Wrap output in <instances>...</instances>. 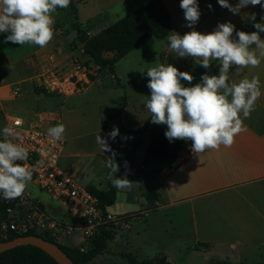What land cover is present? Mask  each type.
<instances>
[{
    "label": "rangeland",
    "instance_id": "obj_1",
    "mask_svg": "<svg viewBox=\"0 0 264 264\" xmlns=\"http://www.w3.org/2000/svg\"><path fill=\"white\" fill-rule=\"evenodd\" d=\"M143 1L71 0V3L77 9L81 31L93 37L138 10ZM53 17V40L65 43L66 48L70 43V57L59 66L47 55L34 56L41 48L38 45L5 43L8 33H0V78L5 86L1 92L5 103L0 111V130L8 126L13 116L46 131L64 124L67 142L64 164L83 187L106 194L109 169L105 162L111 155L100 149L96 137L104 136L109 142L108 133L116 127L120 143L128 145V132L143 127L151 113L145 106L150 96L148 77L142 71L163 64L168 40L152 37L120 60L115 67L117 81L85 54L74 27L76 21L71 6L58 8ZM105 57L112 59L114 53H107ZM169 57L193 75L192 82L200 80L196 81L204 68L192 57L180 58L175 52ZM24 58L27 61L22 62ZM181 83L190 86L187 81ZM117 105L126 108L120 117H113ZM116 122H119L117 126ZM144 142L126 174L132 182L135 173L142 172V166L149 160L156 164V169L169 167L174 161L170 156L178 159L184 148L192 145L191 141L175 140L168 146V154L154 159L148 151V134ZM145 170L150 171L149 167ZM186 174L183 170L174 178ZM175 179L161 186L162 192L170 189L171 193H164L157 206H145L148 201L143 196L152 197V191L148 192L142 185L134 183L130 189H118L117 202L110 211L126 215L127 225L116 227L117 235L115 241L110 242L109 250L90 264H130L121 254H131L138 261L165 255L174 264H264V195L240 196V193L221 190L222 182ZM152 180L147 178L144 182L149 190L154 187ZM261 188L264 189V185ZM28 191L34 200L43 203L44 211L52 219L68 226L80 225L66 206L46 192L34 186ZM257 209L262 214L255 213ZM6 220L8 218L3 219L0 212V229ZM71 235L74 239L83 238L79 230ZM6 239L0 230V240ZM66 239L57 243L67 248Z\"/></svg>",
    "mask_w": 264,
    "mask_h": 264
},
{
    "label": "clouds",
    "instance_id": "obj_2",
    "mask_svg": "<svg viewBox=\"0 0 264 264\" xmlns=\"http://www.w3.org/2000/svg\"><path fill=\"white\" fill-rule=\"evenodd\" d=\"M71 0H0V33H8L5 43L34 44L46 47L54 36V17L57 9H66ZM221 7L239 14L248 5H260L262 0H238L233 6L229 0H218ZM186 26L192 30L180 35L172 32L167 37L168 46L180 58L192 57L199 66L210 69L212 62H218L219 74L201 76L199 83L186 87L181 81L192 83L194 77L189 72L180 71L173 64H159L146 71L149 81L145 106L151 113V122L167 125L166 138L191 141V150L203 153L218 148L230 147L234 137L244 130L243 121L255 110V103L261 96L260 80L241 79L233 82L230 70L237 71L258 67L264 59V22L255 23V13L251 21L256 31H238L231 22L219 23L216 29L204 34L195 30L201 12L197 0H180ZM211 9V4L208 5ZM264 21V17L261 18ZM238 39L233 38V33ZM19 125L20 121L17 120ZM65 126L60 123L47 129L53 142L64 138ZM0 197L12 200L21 197L31 182L33 172L23 162L28 159V150L19 143L21 133L14 127L5 126L0 130ZM119 129L114 127L108 137L115 140ZM100 149L110 152L105 162L109 169L108 179L117 189H130L134 182L127 175H116L120 164L115 160L116 152L101 135L96 137ZM22 162V163H17Z\"/></svg>",
    "mask_w": 264,
    "mask_h": 264
},
{
    "label": "crops",
    "instance_id": "obj_3",
    "mask_svg": "<svg viewBox=\"0 0 264 264\" xmlns=\"http://www.w3.org/2000/svg\"><path fill=\"white\" fill-rule=\"evenodd\" d=\"M151 1L152 0H144L142 6ZM161 1L172 18V28L169 35L172 34V32H177L180 35H183L192 30L186 26L187 22L184 18V12L179 6L180 0ZM197 2L199 4L201 15L198 23L194 27L195 30L204 34L214 31L219 23L225 22H231L234 24L238 31L246 32L247 30V33L256 31L252 26L253 22L251 21V15L253 13H255L256 19L260 18L258 23L264 22L261 20V18L264 17V8L260 5H248L247 7L242 8L239 14L234 15L227 8L221 7L218 0H197ZM229 3L235 6L238 3V0H229ZM262 3H264V0H262ZM209 4L212 6L211 9L208 7ZM55 34L58 35V32ZM260 36L261 39H264V32L260 33ZM167 37L163 40H167ZM233 38L238 39V37L235 36V32L233 33ZM54 42L55 40L52 39L46 47L38 49L33 55H47L52 58V61L55 62L56 66L61 65L64 60L70 57V54L68 53V46L70 43L67 44L66 48L65 43L61 41ZM163 52L165 56L163 57L162 62L164 65H167V61L165 60H168L169 56L174 52L171 51L169 46L166 47V51ZM7 55L9 56L10 54L7 52ZM24 60L26 59L24 58L22 62H25ZM218 74V62L213 61L209 75ZM253 76L258 77L260 80L261 96L256 101L255 110L252 111L250 117L243 121L244 130L234 137V142L230 147L220 145L218 148L206 150L203 153H195L191 150V145H189L184 148V151L181 152V156L178 157V159H175L170 163L169 167H166L165 165V167L156 169V164L149 160L144 166H142V172L135 173V176H133L132 179L136 185H142L143 189L148 190V192L152 191L157 192L158 194L153 204L143 196L148 201L145 206H157L163 198L164 193L170 194L171 190L169 188H167L169 190H165L166 192H162L163 189L161 190V186H165L164 183L168 180L175 179L174 177L183 170H186L187 174L182 177H179V175L175 180H184L185 182L187 178H189L188 181L196 183H201L202 181L222 182L223 185L220 188L221 190H230L235 194L240 193V196L248 197L253 195H264V189L261 188L262 185H264V59H262L260 65L255 68L250 66L237 71L235 67H233L230 70V77L233 82L238 83L241 79H251ZM200 80L197 83H199ZM4 88L5 86L1 89L0 95ZM1 98L4 105L5 101L2 96ZM150 118L151 115L147 120ZM63 159L64 157L61 160V166L65 170L70 171L68 166L64 164ZM148 167L150 171H147L149 172L145 170L148 169ZM147 178L153 179V190H149L145 187L144 182ZM244 201L247 200L244 199ZM255 213L262 214L259 209H257ZM129 223H131V221ZM83 241V238L74 239L72 238V235H70L67 237L65 243L67 248L74 249L84 244L85 242ZM102 255L98 257H101ZM164 257L168 259L170 264H174L168 256L164 255Z\"/></svg>",
    "mask_w": 264,
    "mask_h": 264
},
{
    "label": "trees",
    "instance_id": "obj_4",
    "mask_svg": "<svg viewBox=\"0 0 264 264\" xmlns=\"http://www.w3.org/2000/svg\"><path fill=\"white\" fill-rule=\"evenodd\" d=\"M70 6L75 17L74 27L78 32V39L84 45V52L90 58V60L101 69H107L110 75L117 81L116 76V64L126 57L129 53L134 51L140 45L145 43L148 39L154 37L159 40L165 39L172 28V18L161 0H152L146 5L142 6L135 12L131 13L127 17L113 24L112 26L101 31L99 34L93 37H87L77 24V9L70 3ZM260 18L255 20L258 23ZM253 26V24H252ZM254 27V26H253ZM246 32H248L246 30ZM107 53H114V58L109 59L105 57ZM168 64H173L180 71H184L174 58H168ZM212 68V67H211ZM210 69H202L197 76L196 81L201 79V76L205 73L209 74ZM185 72V71H184ZM147 78V83L149 81ZM183 82V81H181ZM196 83L192 82L190 86H194ZM187 86V87H190ZM126 106L117 105L112 116L120 117ZM167 125H157L151 122V118L147 120L140 130H131L128 132V145L120 143L119 134L112 140L110 138L108 144L116 152L115 160L120 164V171L116 174L120 177H124L128 171L131 170L132 160L134 155L142 147L146 135L149 138L148 151L154 159L160 155L168 154V146L174 141L170 142L165 132ZM110 154V152H107ZM172 160L177 159V156H170ZM93 195L99 198L101 207L106 208L113 207L117 202L118 189L113 187L111 181L108 182V193L98 194L94 190L87 188ZM152 193V197L146 196V199L154 203L157 198L156 192ZM7 206L1 204L0 212L3 219L8 218ZM116 227L111 225L100 229L98 234L88 242H85L78 248L69 249L57 243V241L48 234H40L36 231H32L23 236L35 235L45 238L46 240L58 245L75 264H90L96 257L106 253L109 248V243L114 241L117 235ZM20 236L11 234L6 240H0L4 242L7 240H13ZM85 251L82 252L81 249ZM125 259H128L130 264H170L166 257L157 258L156 260H143L138 261L131 254H121ZM0 264H57L49 255L42 250L32 247L23 246L14 250L0 254Z\"/></svg>",
    "mask_w": 264,
    "mask_h": 264
},
{
    "label": "built area",
    "instance_id": "obj_5",
    "mask_svg": "<svg viewBox=\"0 0 264 264\" xmlns=\"http://www.w3.org/2000/svg\"><path fill=\"white\" fill-rule=\"evenodd\" d=\"M0 78V91L4 87ZM18 89L16 90V94ZM3 110L0 95V111ZM20 124L17 125L16 121ZM8 126L14 127L21 133V143L28 150V159L23 163L33 172L32 180L27 185L24 194L16 199L6 200L0 197L1 204L7 206L8 220L1 225V232L8 238L11 234L23 236L31 231L48 233L58 243L69 237L75 230L83 234L85 242L91 241L100 229L125 226L126 216L111 213L110 208L101 207L98 197L87 187H83L70 171L61 166L66 149V139L53 142L43 128L27 125L18 116L10 117ZM0 134V139H2ZM22 163V162H17ZM30 186L37 187L49 194L53 199L66 206L75 215L80 225L68 226L47 215L42 203L34 200L28 191ZM10 234V235H9ZM85 251L84 248L81 249Z\"/></svg>",
    "mask_w": 264,
    "mask_h": 264
},
{
    "label": "water",
    "instance_id": "obj_6",
    "mask_svg": "<svg viewBox=\"0 0 264 264\" xmlns=\"http://www.w3.org/2000/svg\"><path fill=\"white\" fill-rule=\"evenodd\" d=\"M119 122H116L117 126ZM32 246L38 248L49 255L57 264H75L71 258L56 244L43 237L29 235L20 236L13 240L0 242V254L14 250L18 247Z\"/></svg>",
    "mask_w": 264,
    "mask_h": 264
}]
</instances>
